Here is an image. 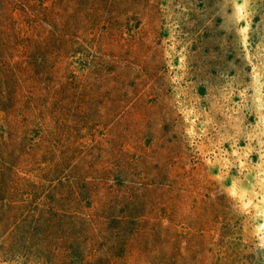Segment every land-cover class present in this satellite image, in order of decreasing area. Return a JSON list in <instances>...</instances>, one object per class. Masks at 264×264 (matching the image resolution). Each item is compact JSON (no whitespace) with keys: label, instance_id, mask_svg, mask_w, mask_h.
Returning a JSON list of instances; mask_svg holds the SVG:
<instances>
[{"label":"rangeland","instance_id":"374dc122","mask_svg":"<svg viewBox=\"0 0 264 264\" xmlns=\"http://www.w3.org/2000/svg\"><path fill=\"white\" fill-rule=\"evenodd\" d=\"M262 211L264 0H0V264H264Z\"/></svg>","mask_w":264,"mask_h":264},{"label":"bare ground","instance_id":"6f19581e","mask_svg":"<svg viewBox=\"0 0 264 264\" xmlns=\"http://www.w3.org/2000/svg\"><path fill=\"white\" fill-rule=\"evenodd\" d=\"M238 6H240L241 7V5H238ZM243 8V7H242ZM240 9V8H239ZM251 188V187H250ZM252 189V188H251ZM250 190V189H249ZM248 192H250V191H248ZM247 193V192H246ZM251 193V192H250ZM253 195H254V193H253ZM249 201H251V202H253V199H252V197H250V199H249ZM256 206V205H255ZM263 212V211H262ZM264 213V212H263ZM263 222H264V220H263ZM262 225H264V223L263 224H261L260 226H262Z\"/></svg>","mask_w":264,"mask_h":264}]
</instances>
